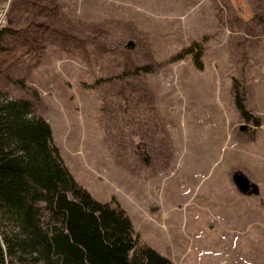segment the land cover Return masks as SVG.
Returning a JSON list of instances; mask_svg holds the SVG:
<instances>
[{"label":"rangeland","instance_id":"obj_1","mask_svg":"<svg viewBox=\"0 0 264 264\" xmlns=\"http://www.w3.org/2000/svg\"><path fill=\"white\" fill-rule=\"evenodd\" d=\"M4 26L0 88L32 101L76 180L114 196L142 244L178 264H264V0H0ZM193 40L202 68L173 59Z\"/></svg>","mask_w":264,"mask_h":264},{"label":"trees","instance_id":"obj_2","mask_svg":"<svg viewBox=\"0 0 264 264\" xmlns=\"http://www.w3.org/2000/svg\"><path fill=\"white\" fill-rule=\"evenodd\" d=\"M6 29L0 28V45ZM201 51L193 40L173 59L191 54L202 68ZM233 97L246 122L263 123L247 106L244 84L236 78ZM0 264L177 263L140 242L114 196L99 200L76 180L49 121L34 112L28 97H11L0 88Z\"/></svg>","mask_w":264,"mask_h":264},{"label":"water","instance_id":"obj_3","mask_svg":"<svg viewBox=\"0 0 264 264\" xmlns=\"http://www.w3.org/2000/svg\"><path fill=\"white\" fill-rule=\"evenodd\" d=\"M244 129V126H241ZM237 188L243 193H253L258 190V186L243 171L237 170L232 175Z\"/></svg>","mask_w":264,"mask_h":264},{"label":"crops","instance_id":"obj_4","mask_svg":"<svg viewBox=\"0 0 264 264\" xmlns=\"http://www.w3.org/2000/svg\"><path fill=\"white\" fill-rule=\"evenodd\" d=\"M242 145H244V146H247L248 147V143H246V142H244ZM246 157H248V153L246 154ZM246 163H248V158H247V160H246ZM237 168V167H236ZM237 170H240V171H242L240 168H237V169H233V172H232V175H233V173L235 172V171H237ZM245 170V169H244ZM247 176H248V172L247 171H243ZM261 177H264V173L262 172L261 173ZM233 179V178H232ZM243 195H248V194H243ZM133 225H134V227H135V229H136V231L139 233V231L137 230V227H136V225H135V223L133 222ZM178 264V263H177Z\"/></svg>","mask_w":264,"mask_h":264},{"label":"flooded vegetation","instance_id":"obj_5","mask_svg":"<svg viewBox=\"0 0 264 264\" xmlns=\"http://www.w3.org/2000/svg\"><path fill=\"white\" fill-rule=\"evenodd\" d=\"M140 151L142 152L143 156L145 157V154H146L145 150L142 149Z\"/></svg>","mask_w":264,"mask_h":264}]
</instances>
